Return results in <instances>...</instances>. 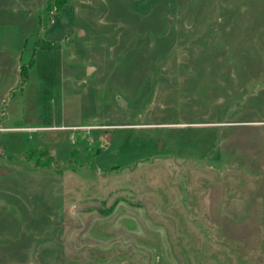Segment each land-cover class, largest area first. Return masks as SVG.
<instances>
[{
    "label": "rangeland",
    "instance_id": "rangeland-1",
    "mask_svg": "<svg viewBox=\"0 0 264 264\" xmlns=\"http://www.w3.org/2000/svg\"><path fill=\"white\" fill-rule=\"evenodd\" d=\"M2 168L0 264H264V0H0Z\"/></svg>",
    "mask_w": 264,
    "mask_h": 264
},
{
    "label": "water",
    "instance_id": "water-1",
    "mask_svg": "<svg viewBox=\"0 0 264 264\" xmlns=\"http://www.w3.org/2000/svg\"><path fill=\"white\" fill-rule=\"evenodd\" d=\"M91 69H92V67H88V73H89V71H90ZM117 104H118V106H119L120 108H123V107L126 106L125 101H124L121 97H119V96L117 97ZM106 136H107V135H106ZM3 171H6V172H7L6 169L2 168L0 173H2Z\"/></svg>",
    "mask_w": 264,
    "mask_h": 264
}]
</instances>
